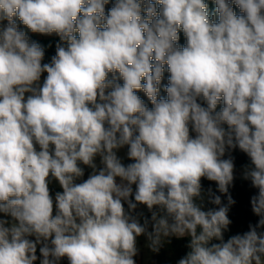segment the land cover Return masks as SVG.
<instances>
[{
    "label": "clouds",
    "instance_id": "1",
    "mask_svg": "<svg viewBox=\"0 0 264 264\" xmlns=\"http://www.w3.org/2000/svg\"><path fill=\"white\" fill-rule=\"evenodd\" d=\"M109 2L0 0V264H136L141 235L264 264V0ZM17 20L59 37L50 63ZM237 148L259 219L225 240Z\"/></svg>",
    "mask_w": 264,
    "mask_h": 264
},
{
    "label": "trees",
    "instance_id": "2",
    "mask_svg": "<svg viewBox=\"0 0 264 264\" xmlns=\"http://www.w3.org/2000/svg\"><path fill=\"white\" fill-rule=\"evenodd\" d=\"M114 0H110L109 4L106 5V11L112 6V3ZM206 3L208 4V11L209 13H213L215 11V4L213 3V0H206ZM235 11L237 14H239V9L233 5ZM6 23V22H5ZM17 23L20 24L19 20H17ZM20 27L27 31L25 26L20 24ZM28 32V31H27ZM29 35V34H28ZM31 40H35L38 43H40L45 48V57L42 63H50L51 57L56 54V44L59 42V37H53V38H39L37 36L29 35ZM185 43V38L183 36V33L181 31L180 33V40L179 44L182 46ZM166 67V66H165ZM168 72L165 71L164 78L161 83V90L160 95L166 96V93L163 91L164 85L167 84V78H168ZM138 95L141 96L142 99L145 100L146 103L148 102L147 96L141 91L138 93ZM149 107H151L149 103ZM125 153H127V147L124 148ZM232 157L234 158V164H235V172L234 176L235 179L233 181V184L229 188V193L233 197V199L236 201L234 205L231 206L230 211L228 213L230 220L232 221L231 225L229 226V230L225 232V240L229 238L231 235L235 234H243L244 232L249 230V225H255L259 219L251 210V197L256 194L257 190L251 186L250 181L243 179L242 172L245 165L249 164V158L247 155L243 152H241L238 148L233 150L231 152ZM227 158V155L226 157ZM132 161L126 158L124 160V164L131 163ZM85 167V176L84 179L87 178V176L91 173V169ZM202 189L206 193L209 188L212 189V191L216 195H220L222 202L226 203L227 198L225 194H221L217 190V184L216 182L209 181L206 178H202L201 180ZM133 189L135 190V186H133ZM51 194L54 196L55 192L62 191L61 188L58 189H50ZM134 200V197H132ZM205 207H216L215 205L208 204L206 202ZM125 208H127V204H125ZM138 210V207L134 213L140 214ZM143 215L140 216V221L143 223L144 218H148L150 220L151 215L149 213H142ZM264 230V229H262ZM149 231H151V225H149ZM188 238H176L171 237L169 241H166L158 252H153L155 256L156 264H177L178 260L181 259L184 255H186L187 251L189 250L187 248L188 244ZM39 254V251H38ZM36 264H39L37 261ZM60 264H68L66 259H63Z\"/></svg>",
    "mask_w": 264,
    "mask_h": 264
},
{
    "label": "rangeland",
    "instance_id": "3",
    "mask_svg": "<svg viewBox=\"0 0 264 264\" xmlns=\"http://www.w3.org/2000/svg\"><path fill=\"white\" fill-rule=\"evenodd\" d=\"M27 31H28L29 35L37 36V37L43 38V39L58 37L55 34L49 36V35H42V34H38V33H31L29 30H27ZM46 75H47L46 73L42 74L41 84H42L43 79ZM117 154L119 157L122 158V162L124 163V160L126 158V153H125L124 148L120 149ZM96 163L99 165V157H97ZM117 182H119V178H117ZM49 187H50V189L60 188L59 184L56 181H53ZM138 210L142 213H149L151 215V213L149 212L147 207L144 205H138ZM2 215L3 214H0V216H2ZM148 243L149 242H148L147 237L145 235H141L137 238L138 254L134 257L136 264H156L155 256H154L151 248L148 246ZM38 251H39V246L37 249V255L39 256ZM38 262H39V260H38Z\"/></svg>",
    "mask_w": 264,
    "mask_h": 264
}]
</instances>
